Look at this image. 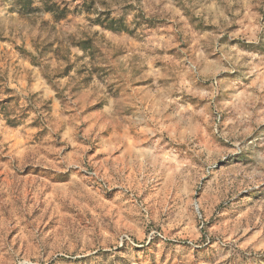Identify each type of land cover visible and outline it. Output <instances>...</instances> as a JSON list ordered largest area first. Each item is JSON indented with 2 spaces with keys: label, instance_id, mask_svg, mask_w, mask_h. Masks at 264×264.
Wrapping results in <instances>:
<instances>
[{
  "label": "rangeland",
  "instance_id": "374dc122",
  "mask_svg": "<svg viewBox=\"0 0 264 264\" xmlns=\"http://www.w3.org/2000/svg\"><path fill=\"white\" fill-rule=\"evenodd\" d=\"M54 2L67 6V0ZM139 2L144 30L129 31L123 15L110 19L120 22L116 31L97 18L101 40L95 39L100 32L76 38L79 4L61 22L51 17L67 32L55 39L48 18L0 11V70L18 103L10 113L28 109L16 127L0 115V264H264V152L244 157L225 151L232 145L223 136L206 142L193 126L173 129L182 141L179 151L165 148L149 160L143 150L151 141L138 147L129 124L145 113L126 99L133 90H154L145 88L154 81L164 83L165 72L182 58L174 55L177 47L187 51L218 34L209 22L216 19L215 7L232 21L219 44L249 51L255 45L241 37L253 29L264 43V27H257L264 26V0H207L203 13L205 0H174L183 20L165 7L166 0ZM89 51L91 59L107 55L112 62L77 67ZM149 64L159 71L150 72ZM256 79L248 75L230 89L235 94L225 102L234 107L217 132L238 120L241 131L250 129L247 143L264 131V101L256 99L253 107L245 91ZM95 81L122 103L110 104ZM196 102L191 97L187 107ZM205 103L201 99L200 107ZM166 115L179 119L172 107ZM201 147L214 161L210 168L200 163Z\"/></svg>",
  "mask_w": 264,
  "mask_h": 264
},
{
  "label": "clouds",
  "instance_id": "9594fccd",
  "mask_svg": "<svg viewBox=\"0 0 264 264\" xmlns=\"http://www.w3.org/2000/svg\"><path fill=\"white\" fill-rule=\"evenodd\" d=\"M181 0H175V3H180ZM198 2V0H197ZM53 3V0H32L31 7L35 11V16L43 20L49 19V27L55 26L56 31L52 33V38L55 39L57 35L62 37L67 36V32H62L63 25H53L51 17L58 15V10L48 11L47 6ZM184 4H188V0H183ZM81 5L76 9V5ZM90 4V8L83 5ZM130 5L131 7H124ZM64 4H61V8ZM67 7L69 9H76L73 16L79 21L76 24L75 35L77 39H82L81 33H86L88 37H92L94 33L100 32L96 40H101L103 31L99 24L93 23L97 18L99 22L105 25L108 24L111 17H125V25L129 31L136 30L137 34L141 33L147 26L141 14V3L139 0H67ZM165 7L170 10L174 16L183 20L184 17L180 14V9L174 6V0H166ZM215 7V6H214ZM19 0H0V11L8 12L10 9L19 11ZM208 8L207 0L201 6L200 12L203 13ZM231 11L229 5L228 8ZM216 19L210 20V23L217 25L218 34L210 35L203 38V41H197V45L191 46L187 51L183 48L177 47L174 55L182 57L179 61H173V65L165 72V80L163 84L156 81L153 84L145 85L147 89L152 91L140 93L133 90L132 94L126 99L128 103H133L138 106L139 110L145 113L142 121L129 120V124L137 133V146L151 141L147 148L143 150V155L149 160L155 159L158 154L163 153L167 148L169 152L179 151L177 145L181 143L178 136L171 135L174 128L185 127L186 129L193 126L199 127L206 142L211 141L213 137L219 139L223 136L232 147L225 149L234 153H242L244 157L254 156L257 151L264 152V131L258 133L252 140H245L250 133V129L245 128L241 131L240 121H231L233 127L224 133L217 132V125L222 119L227 118V113L232 110L234 104L226 103L229 96L235 93L230 91L234 89L237 84H240L244 77L256 74V84L248 85L245 91L253 97V107L255 100L260 99L264 101V96H259V93H264V43L257 40L255 29L252 30V35L242 39H248L249 43H253L255 47L249 51H239V45L227 48L226 44H219V40L225 35V29L228 27V16L219 7H215ZM111 12V16H109ZM239 15V12L233 13ZM90 18V19H89ZM257 27H264L257 24ZM177 31H184V29H177ZM235 35V34H232ZM230 35L229 40L232 39ZM102 43H104L102 41ZM183 43V41H181ZM106 47V43H105ZM219 53V55H217ZM83 59L80 60L77 67L81 65L92 69L94 65L102 63L107 67L110 64L111 58L105 56L103 60L91 59L94 55L91 51L81 54ZM148 63L145 59L141 64ZM149 71L156 72L149 64ZM248 70V71H245ZM225 73H235L236 75H222ZM148 73L139 76V79H144ZM95 76L103 77V72H95ZM235 82V83H234ZM98 85V92L100 95L109 99V103H122L120 101H112L105 91V85L95 81ZM199 89H205L201 92ZM251 89V91H249ZM197 97L196 105L193 109L187 107L191 103V97ZM219 97V99H218ZM203 99L206 103L200 107L199 101ZM183 103V112L179 111ZM147 105L148 107H143ZM172 107L175 116L178 120H174L172 115H166L167 110ZM196 109H199L197 111ZM187 114V115H186ZM198 120V124L195 122ZM165 121H168L166 124ZM143 124V127L140 125ZM204 129L209 131L205 132ZM127 131V128L125 129ZM166 137H168L166 139ZM127 139V137H125ZM175 141V143H173ZM171 145V147H170ZM151 149V151H149ZM200 163L210 168L213 164V159L209 156L207 150L203 147L200 149ZM244 163V160L239 161ZM206 170V169H205ZM264 182V177L261 178Z\"/></svg>",
  "mask_w": 264,
  "mask_h": 264
},
{
  "label": "trees",
  "instance_id": "16d2710c",
  "mask_svg": "<svg viewBox=\"0 0 264 264\" xmlns=\"http://www.w3.org/2000/svg\"><path fill=\"white\" fill-rule=\"evenodd\" d=\"M20 8L18 14L20 16H34L35 11L31 5L32 0H19ZM65 6V5H64ZM48 11L58 10V15L53 16L55 22H61L67 19L69 15V9L67 6L61 8L58 3L54 2L47 6ZM110 25L108 28L112 31L119 30L120 27H116L119 23L115 22L114 20L109 21ZM23 54L28 56L30 59L35 60V57L32 54L23 51ZM17 108L18 103L16 97L14 96V91L8 87V79L6 74L0 70V115L6 116L7 123L13 127L18 126L21 121L26 119L28 109H25L20 112L19 115H15L14 117L11 116L10 109Z\"/></svg>",
  "mask_w": 264,
  "mask_h": 264
}]
</instances>
